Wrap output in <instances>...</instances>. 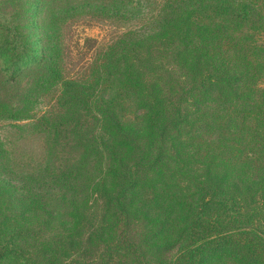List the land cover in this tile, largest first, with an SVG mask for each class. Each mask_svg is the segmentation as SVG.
<instances>
[{
  "label": "trees",
  "instance_id": "16d2710c",
  "mask_svg": "<svg viewBox=\"0 0 264 264\" xmlns=\"http://www.w3.org/2000/svg\"><path fill=\"white\" fill-rule=\"evenodd\" d=\"M3 1L0 121L32 120L44 159L0 138V264H264V0H162L82 81L60 25L142 0Z\"/></svg>",
  "mask_w": 264,
  "mask_h": 264
},
{
  "label": "rangeland",
  "instance_id": "374dc122",
  "mask_svg": "<svg viewBox=\"0 0 264 264\" xmlns=\"http://www.w3.org/2000/svg\"><path fill=\"white\" fill-rule=\"evenodd\" d=\"M142 2L140 6H135V3L132 6L135 10H141L137 18L101 19L82 13L62 23L57 46L64 77L76 81L87 79L98 55L120 35L129 30H144L149 22L148 19L154 14L151 10L158 8L162 0H142ZM16 3H18L16 0H4L3 7H11ZM27 81L24 78L22 86ZM57 96L58 91L53 90L35 100L31 115L38 118L53 111ZM32 124V120L0 121V138L14 167L18 170L36 167L44 159V136L34 130Z\"/></svg>",
  "mask_w": 264,
  "mask_h": 264
}]
</instances>
